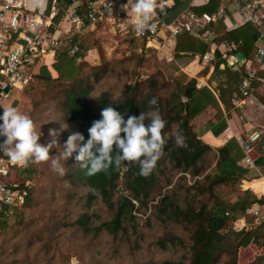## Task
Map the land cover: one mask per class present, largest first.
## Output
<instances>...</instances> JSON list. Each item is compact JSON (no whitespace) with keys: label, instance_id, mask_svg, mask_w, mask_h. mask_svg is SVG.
<instances>
[{"label":"rangeland","instance_id":"374dc122","mask_svg":"<svg viewBox=\"0 0 264 264\" xmlns=\"http://www.w3.org/2000/svg\"><path fill=\"white\" fill-rule=\"evenodd\" d=\"M56 7L63 10L60 3ZM79 44L81 53L74 60L78 72L73 83H81L82 88L90 86L87 100L91 105H96V101L106 95L115 106L128 101L140 115L143 102L154 97L157 103L147 106L145 119L150 121L147 113L158 110L165 121L162 129L165 141L175 135L177 125L173 123L168 128V104L176 84L184 85L189 78L178 68L174 58L168 63V57L174 55L172 51L168 52V36L152 44L156 46L153 48L146 41L105 23L80 36ZM51 66L49 72L57 78ZM215 75V88H225L229 98L230 92L238 88L235 79L228 71ZM71 84L64 80L45 83L34 78L28 88L0 98L2 107L13 106L32 119L36 130L42 133L39 143L51 139L48 136L50 129L59 133L56 137L58 145L50 150L48 161L30 160L35 176L26 181L29 182L28 205L9 221L0 223V264H67L71 258L81 264H190L195 227L166 219L160 214L158 203L163 196H169L183 210L197 211L205 205L209 211L214 201L230 205L241 199L246 191L243 181L219 186L211 195L206 192L209 183L204 177L215 172L214 152L198 164L201 174L196 177L175 169L167 153H162L156 161L159 168L155 172L157 181L146 205L138 207L136 204L135 221H126L125 231L115 236L106 232L98 236L84 233L77 226L83 214L92 216L91 227L111 221L114 214L100 199L87 206L90 190L74 181V169L80 163L75 160L77 153L65 161L60 160L62 174L51 166L52 159H60L67 136L81 129V122H70L65 113L66 91L70 86L73 89ZM257 88L255 94L263 95L264 89ZM258 120L264 125V118ZM245 179L251 181L261 177L258 172H249ZM124 184V178L119 180L114 201L127 193ZM237 215L244 221L237 224L236 230L245 225L244 232L251 234L247 237L250 239L248 244L238 249L237 264H264V221L256 223L250 217ZM247 238L238 240L241 239L242 245ZM235 239L229 236L228 241L235 242ZM228 261L229 256L224 254L217 264Z\"/></svg>","mask_w":264,"mask_h":264},{"label":"trees","instance_id":"16d2710c","mask_svg":"<svg viewBox=\"0 0 264 264\" xmlns=\"http://www.w3.org/2000/svg\"><path fill=\"white\" fill-rule=\"evenodd\" d=\"M52 1L48 0L46 14L50 12ZM192 1L173 0V5L170 8L161 10V19L168 25L176 21L181 23L183 21L182 15L187 12H191L196 16L208 15L209 17H213L218 11L219 0H208L207 3L201 6H193ZM56 3H60L64 9L70 4V0H56ZM62 16L63 10H60L58 16L54 19V23L57 24ZM76 40L79 41V38H76ZM255 40L256 34L251 27H238L226 31L221 26L212 23L209 26H195L190 32L184 30L177 37L174 52L176 55L201 57L212 48H217L222 42H227L229 44H239L238 50L249 59ZM216 58L218 62L214 68L213 75L218 72L224 73L228 71L229 75L235 79L237 87L240 86L241 81L237 72L234 73L228 67H225L223 71H219V65L224 64L225 60L222 59V55L218 50L216 51ZM74 60L66 54H58L51 66L57 78H53L49 72L50 69L45 66L39 68L35 78L45 83H53L59 80L72 82L73 89L70 86L66 91L64 101L65 113L70 122H81L79 132L84 135L85 141L88 138V128L94 120L100 118V112L105 106L114 107L125 119L129 115L139 116L134 108L128 105V101L115 106L109 102L106 95H102L96 101V105H91L87 100V96L91 91L90 86L82 88L81 83H73L75 81L74 75L78 72ZM256 76L264 79V72H257ZM195 85V79L190 80L184 85L176 84L175 91L168 104V128H171V124L174 123L177 125V129L175 135L168 138V141H165L162 153H167V157L175 169H179L184 173L196 177L201 174L198 164L207 154L214 152L215 172L212 175L204 177L209 183L206 192L212 195L215 188L246 180L245 178L248 174L246 175V171L238 165L243 158V152L236 139H230L224 146L215 150L198 140L197 135L193 133L190 122L209 105L214 103V97L208 90H197ZM216 91L218 101L224 106L226 111L233 109L231 98H227L226 96V89L219 87ZM182 98L185 101H182ZM255 98L264 106V96L256 95ZM149 105V100L148 102H143L141 108L143 113L147 112V106ZM149 122V120L145 119L146 124ZM226 129L227 124L225 119H223L216 125H212L210 131L217 137ZM177 133L183 137L182 146H177L175 143ZM121 136H123V133H121ZM205 141L213 142V139L207 137ZM216 142L219 144V141ZM80 143L83 144V142ZM113 151L116 152L115 145L113 146ZM253 159L255 166L264 167V156L261 153H259L258 158H254L253 155ZM157 171H159V168L155 164L152 172L144 176L140 174V167L137 162H124L120 167H110L108 170L95 175H87V169L79 163L74 169V181L90 190L87 195V206L89 207L92 202L100 199L114 215L111 221L104 222L97 227H91L92 216L83 214L79 218L77 226L84 233L92 234L93 236H98L102 232L115 236L120 231H125L123 227L124 223L126 221L133 223L135 221L134 214L138 210L136 204L138 207L145 206L151 196L154 183L157 181L155 175ZM34 176L35 172L31 169V163L29 161L27 166L15 169L13 181L22 186ZM122 178L125 180L124 192L127 193L121 194L114 201L115 191L118 189V182ZM243 189L246 191H243V197L241 199H238L230 205H223L214 201L209 211L205 205H202L197 211L192 208L183 210L175 205L169 196H163L160 200L158 203L159 212L165 215L166 219L186 223L195 227L192 234V259L190 264H217L220 257L224 254L229 256L227 264H237L238 249L248 244L250 239L247 237L248 234L250 236L251 234L244 232V230L235 232L231 229V225L238 217L237 214H243L248 208L254 205L264 206V197L257 199L251 194L252 192L255 195H263L264 181L261 179H253L250 182H243ZM29 199L30 196L28 195L26 206L29 203ZM226 213L230 214L229 218L225 216ZM229 236L235 237V242H229ZM240 237L241 239L247 238L242 245L240 244L241 239L238 240Z\"/></svg>","mask_w":264,"mask_h":264},{"label":"built area","instance_id":"2783aa9c","mask_svg":"<svg viewBox=\"0 0 264 264\" xmlns=\"http://www.w3.org/2000/svg\"><path fill=\"white\" fill-rule=\"evenodd\" d=\"M132 2L133 0H70V4L63 9L60 21L55 24L54 19L59 14L55 1L51 8L52 13L50 11L46 14L48 1L43 7L40 5L32 7V0H0V98L8 96L13 91L27 88L37 76L39 68L43 66L49 68L58 54L63 53L78 59L81 49L76 38L105 23L148 44L158 42L161 32L169 33V36L175 39L184 30L190 32L195 26L212 23H220L226 31L238 27H251L256 34V40L250 59L245 58L239 65L235 59V55L241 52L238 50L239 44L227 42L212 48L199 59L212 69L218 62L217 50L222 59L232 60V67H236L241 76L245 74L240 87L242 96H249L255 85L259 84L264 88V79L256 76L258 71L264 70V0H221L219 9L213 17L202 15L198 18L186 13L182 16L181 23L176 21L168 25L161 19L160 12L170 8L173 0H154L155 15L151 20L154 27L143 32L135 31L134 21L128 17ZM204 17L205 22L202 23L200 19ZM195 87L204 89L208 84L201 79L196 81ZM231 103L234 110L242 109L244 98L239 99L238 95L234 94ZM3 109L0 104V111ZM263 138L264 131L253 133L246 140L237 139L243 152L241 166L257 171L253 154L256 144ZM21 167L0 155V223L9 221L26 206L29 182L21 186L13 181L15 169ZM225 216L229 218L230 214L226 213ZM242 216L250 217L256 223L264 221V215L260 213L257 205L248 208ZM239 219L238 216L231 225L237 232L244 230L245 227L244 225L240 230H236L237 224L244 221ZM67 264L81 263L76 258H71Z\"/></svg>","mask_w":264,"mask_h":264},{"label":"clouds","instance_id":"9594fccd","mask_svg":"<svg viewBox=\"0 0 264 264\" xmlns=\"http://www.w3.org/2000/svg\"><path fill=\"white\" fill-rule=\"evenodd\" d=\"M155 7L154 0H133L130 10L135 31L143 32L154 27L151 20L155 15ZM156 103L154 97L149 100L150 105ZM147 116L150 122L146 124V114L143 112L125 119L114 107H103L100 118L88 128L86 141L80 132H72L67 136L60 159L51 160L52 168L62 174L60 160L65 161L75 152V160L87 169V175H95L110 167H120L124 162H137L140 174L149 175L165 144L162 136L165 121L158 110L150 111ZM58 134L56 130L50 129L48 136L51 139L47 143H39L42 133L36 130L29 116L13 106L0 112V155L14 164L27 166L30 160L48 161L50 150L58 145ZM175 143L177 146L183 145V137L179 133L175 136ZM114 145L116 152L113 151Z\"/></svg>","mask_w":264,"mask_h":264},{"label":"crops","instance_id":"0c3cea01","mask_svg":"<svg viewBox=\"0 0 264 264\" xmlns=\"http://www.w3.org/2000/svg\"><path fill=\"white\" fill-rule=\"evenodd\" d=\"M48 0H32V7L35 6H44V3H47ZM56 2V0H53V2ZM208 0H193L192 5L193 6H201L205 3H207ZM48 4V3H47ZM221 4V0H219V6ZM53 5H51L52 8ZM58 6V4H57ZM218 6V9H219ZM47 9V8H46ZM51 10V9H50ZM191 13V12H187ZM186 14V13H185ZM193 14V13H191ZM184 15V14H183ZM182 15V16H183ZM194 15V14H193ZM196 16V15H195ZM208 16V15H207ZM129 19H132L134 21V17L132 13L128 15ZM200 18L201 16H196ZM211 25V24H209ZM206 25V26H209ZM215 25H219L222 28H224L223 25L220 23H215ZM126 34V33H124ZM128 34V33H127ZM159 41L164 40L166 36H168V52L172 51L174 55L172 57H168V63H171L173 58L177 61L178 68L189 78L186 83H188L190 80L195 79L197 80H204L207 82L208 87L204 88L208 90L214 97V103L209 105L203 112H201L199 115H197L191 122L190 126L192 128L193 133L197 135L198 140H200L205 145L210 146L212 149H219L222 146H224L230 139H244L246 140L249 138L253 133H262L264 131V125L259 124V120L261 118H264V106L255 98L257 94L256 90L258 89L257 86L261 87V85H257L256 88H254L253 92L249 93V96L245 97L240 94V87L242 85V76L241 72H237L239 75L241 84L236 88L235 91H231L228 95L229 98H232L233 95H238L239 99L244 98V106L242 109H237L236 111H232V109H229L226 111L224 106L218 101V94L216 93V83H215V76L214 68L212 69L207 64H203L199 57H191L189 55H176L174 52L177 37L175 39L171 38L169 36V33L161 32L159 34ZM157 43V42H156ZM154 43H149V47L156 48L155 45H152ZM170 53V52H169ZM171 56V55H170ZM245 56V55H244ZM229 57V56H228ZM226 57V58H228ZM246 58V56H245ZM248 59V58H247ZM250 59V58H249ZM232 60H225L224 64H221L219 69L224 70L225 67L230 68L234 73L235 70L229 66V63H232ZM216 66V65H215ZM50 68V67H49ZM48 68V69H49ZM258 72H264V70H260ZM185 83V84H186ZM262 88V87H261ZM264 89V88H263ZM201 90V89H197ZM259 95V94H258ZM261 96H264L261 95ZM234 109V107H233ZM261 117V118H260ZM225 119L227 124V129L223 131L220 135L217 137L212 134L210 131V128L212 125H216L219 121ZM264 121V120H263ZM259 124V125H258ZM211 138L213 139V142H207L205 141V138ZM216 141H219V144H217ZM259 149V151H258ZM259 153L264 156V138L261 140V142H258L255 146V152H254V158H258ZM239 167L242 168L244 171H246V175L251 172L252 170L246 169L243 166L238 163ZM258 175L261 177V180L264 181V167H257ZM258 180V179H254ZM252 181V180H251ZM243 182H250V181H244ZM259 198L264 197L263 195H257ZM259 211L262 215H264V206H259Z\"/></svg>","mask_w":264,"mask_h":264},{"label":"water","instance_id":"95a60500","mask_svg":"<svg viewBox=\"0 0 264 264\" xmlns=\"http://www.w3.org/2000/svg\"><path fill=\"white\" fill-rule=\"evenodd\" d=\"M200 21H201L202 23H204V22H205V17H204V18H201ZM235 59H236V61H237V62L239 63V65H240V63H241L242 61H245V56H244V54H243L242 52H239V53H237V54L235 55ZM229 66L232 67V63H229ZM232 68L235 70V72H237V68H236V67H232ZM242 77H245V74H242Z\"/></svg>","mask_w":264,"mask_h":264}]
</instances>
